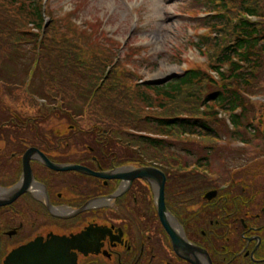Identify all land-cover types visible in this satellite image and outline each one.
Returning <instances> with one entry per match:
<instances>
[{"label":"flooded vegetation","instance_id":"obj_1","mask_svg":"<svg viewBox=\"0 0 264 264\" xmlns=\"http://www.w3.org/2000/svg\"><path fill=\"white\" fill-rule=\"evenodd\" d=\"M21 117L0 127V264H264V163L260 160L214 171L211 160L203 157L183 163V172L175 174L154 164L137 167L162 170L166 183L178 174L172 201L186 211L184 218H176L184 233L169 222L168 218L172 223L174 219L165 201L166 183L164 202L167 223L188 244L183 249L173 245L160 221L151 182L135 180L151 184L156 191L154 214L146 213L131 191L134 180H105L55 169L78 165L106 173L121 166L104 169L91 142L65 140L67 130H61L62 125H50L43 134L38 116ZM19 124L34 140L28 143L16 135L14 125ZM29 149L37 152L27 161L28 187L17 194L25 182L23 158Z\"/></svg>","mask_w":264,"mask_h":264},{"label":"rangeland","instance_id":"obj_2","mask_svg":"<svg viewBox=\"0 0 264 264\" xmlns=\"http://www.w3.org/2000/svg\"><path fill=\"white\" fill-rule=\"evenodd\" d=\"M30 1H35L36 5L40 6L42 12L40 30L34 26L38 24L37 20L32 24L27 19L26 12L28 13ZM252 1L255 3L260 0H219L230 8L229 16L233 19L240 17L241 5ZM210 7V4L205 5L202 0H0V13L6 14L5 19L10 24L4 27L3 35L0 33V41L6 42L8 37L6 31L12 28L13 37L10 38V43L15 42L17 45L11 50L5 48L0 52V127H4L6 121L10 119L19 116L32 118L35 115L39 117L38 122L40 121L43 134H47L49 129L47 127L50 125L59 127L62 125L61 130L62 128L67 130L65 140L80 141L75 144H83L87 140L93 147L92 140L96 139L93 127L103 126L102 121L107 117L104 110L107 108L110 112L114 110L118 115L122 114L121 110L124 107L128 110L133 108L136 113L133 115L135 120L138 119L136 116L140 118L158 116L164 111L189 117L191 113L200 114V103H195L194 96H189L193 93L192 88L185 87L181 90V95L175 96L174 100L164 98L163 101H159L160 94L156 95L147 90V94L157 97L152 103L154 106L152 108L144 105L138 97H132L133 99L128 102L124 96L118 95V91L123 93L128 91L129 94L135 95L137 91L135 83L154 84L168 77L178 76L188 69H200L216 78L214 72L209 69L210 65L215 64L220 49L229 44L232 37L227 36L226 32L221 31L215 35L211 31L208 26L210 25L208 17L213 16ZM202 36L209 37L207 43H201ZM35 41L43 44L38 53H45L47 45L48 48L52 47L49 50L53 53L55 50V53L62 51L67 54V64H71L70 69L73 72L69 73L71 80L79 78L78 70H73L72 65L76 67L86 65L87 68H91L88 72L91 77L89 83L85 78L82 80L81 89L80 85H77L80 91L84 92L86 86L97 88L102 81L103 87L101 91L96 92L91 104H85L79 95L78 98L74 96L70 98L64 94L69 98L67 101L70 109L72 108L71 111L61 113L60 110L56 115H49L46 110L41 113L42 108L45 109L43 106L45 102L29 96L27 93L29 85L36 92L39 88L46 102L52 101L55 106L59 105L54 100L61 101L64 105L66 99L60 100L58 97L59 91H64L63 87L56 82L53 83L50 78L41 77V69L49 65L41 60H38V65L34 64ZM37 67L39 68L36 69ZM83 69L81 74L85 71ZM207 87L209 86L205 88ZM72 88L73 94L75 92ZM110 89L111 91H108ZM252 100L258 111V121L256 120L252 130L254 136L245 133L248 139L246 145L230 139L222 132L221 139L185 136L181 143L174 146L181 154L180 157L174 156L180 158L178 162L171 160L169 153L165 154L164 158L169 162L167 167L169 172L182 173L183 163L190 164L203 157L211 160L210 165L214 171H219V168L225 169L226 166H239L244 164V161L250 163L253 160L255 162L260 160L259 162L264 163V158L261 157L264 155V85L261 94ZM158 102L164 105V111L157 107ZM48 105L51 106L50 103ZM60 114H64V117ZM219 117L223 118L224 114ZM23 127L24 124L16 127L14 125L16 128L14 131L16 135L21 134L25 138L24 141L29 143L34 139L30 138V132H25L28 129ZM97 146L100 150L99 155L104 154L101 149L108 147ZM236 157L238 158L236 162L228 161L229 158ZM149 164L157 166L156 160L146 165ZM137 167L128 164L121 166L120 169ZM177 176L178 174L168 177L165 201L173 212V214L170 212L172 220L174 219V223L181 229L183 225L176 221V218H184L186 211L183 208L178 209L172 201V195L175 193L172 187L177 183ZM77 180L78 183L83 181L79 178ZM137 183L134 180L131 191L139 198L141 207L147 208L146 213L154 214L156 191L151 184ZM181 231L184 233L183 229Z\"/></svg>","mask_w":264,"mask_h":264},{"label":"trees","instance_id":"obj_3","mask_svg":"<svg viewBox=\"0 0 264 264\" xmlns=\"http://www.w3.org/2000/svg\"><path fill=\"white\" fill-rule=\"evenodd\" d=\"M202 1L205 5L210 4L211 6L209 10L213 16L208 17L210 24L208 26L211 31L215 35L221 31L226 32L227 36L232 37L230 43L220 49L215 64L210 65L209 69L214 72L216 78L207 75L200 69H188L177 77H171L172 79L167 83L165 81L154 84L135 83L137 87L135 95L129 94L128 91L124 93L118 91V95L124 96L128 102L133 99L132 97H138L144 105L152 108L154 107L152 103L157 97L147 94V90L156 95L160 94L159 101H163L164 98L174 100L175 96L181 95V90L185 87L192 88L193 93H190L189 96H194L195 103H200V114L191 113L192 115L189 117L179 113L165 112L164 105L158 102L157 107L159 106L164 111L162 114L145 118L136 116L138 119L135 120L133 115L136 113L133 108L128 110L123 106L124 109L121 110L122 114L120 115L115 114L114 110L110 112L107 108L104 110L107 117L102 121L103 126L93 127V132L95 131L94 134H96L95 140L97 142L99 140L98 144L96 141L93 143V155L99 156L98 158L103 161L104 169L128 164L143 166L156 160L157 166L168 173L169 162H167V158H164L165 154L169 153L171 160L178 162L180 158L176 157H180L181 154L175 150L174 146L181 143L185 136L221 139L220 132H222L230 139L246 145L248 139L245 137V133L249 136L255 135L252 130H254L256 120L258 121V111L252 99L261 94L264 85V0L241 5L239 11L241 15L237 19L229 16L230 8L226 4L220 3L219 0ZM26 14L30 23L33 24L34 20H37L38 24H34V26L40 30L42 12L35 1L29 2ZM5 18L7 19L6 14L0 13V33L2 35L4 27L10 25ZM6 32L8 37L6 42L0 41V52H3L5 48L11 50L17 46L15 42L10 43V38L13 37L12 28H8ZM208 38L202 36L201 43H207ZM34 45L36 56L34 64L38 65V60H41L49 65L47 68L41 69V77L43 79L50 78L53 83L56 82L63 87L65 92L60 90L58 97L60 100L66 99L64 105L61 101L54 100L55 103L58 102L59 106H55L52 101L49 102L51 105L49 106L45 96L41 94L42 91L38 88V92H36L29 85L27 92L29 96L42 99L45 102V105L43 104L45 109L42 108L41 113L46 110L49 115H56L60 110H62L61 113L71 111L72 108L70 109L67 101L69 98L65 95L76 98L79 95L85 104H91L92 99L96 97V92L101 91L103 87L101 81L97 88H90L88 85L89 88L86 86L83 89L84 92L80 91L83 79H88L89 83L91 77L88 72L91 71V68H87L86 65L80 67L72 65L73 70H78L79 78L71 80L69 73L73 72L70 69L72 68L71 64H67L66 53L62 51L55 53L54 50V54L52 50H49L52 47L48 48L47 45L45 53H38L43 44L35 41ZM81 69L85 70L83 74H81ZM77 85H80V89ZM206 86L210 88H205ZM71 88L75 93H71ZM221 114H224L223 118L219 117ZM60 115L64 117V114ZM68 117H70V113ZM97 145H100L101 148L108 146L104 150L101 149L104 154L99 155L100 150ZM122 151L124 153H121ZM179 177L182 179V176ZM181 183L183 184V180ZM183 198L185 199L184 196Z\"/></svg>","mask_w":264,"mask_h":264},{"label":"water","instance_id":"obj_4","mask_svg":"<svg viewBox=\"0 0 264 264\" xmlns=\"http://www.w3.org/2000/svg\"><path fill=\"white\" fill-rule=\"evenodd\" d=\"M172 77H177V76H172ZM169 78L171 77H168L164 81H167ZM32 152L36 153L37 151H35L34 149H29V151L26 152L23 158L24 159L23 163L25 164V167H24L25 182L22 184V187L17 192V194L25 190L28 187L27 185L29 182L30 175H29V166L27 164V161L32 155ZM41 157L47 165H50V163H48L47 159L44 156H41ZM54 168L60 171H74L75 170L79 173H83V174L86 173L88 175L99 177L105 180L120 179L122 181L131 183L133 180L142 179V180L148 181L149 183L151 182L155 186V189L157 191V199H156L157 213L159 214L160 221L161 223L164 224L167 230V233L170 234L173 245H175V247L177 246L183 249L188 245L183 242V240L179 237V235L176 234L175 231L171 229L169 223H167V220H166L167 212H166L165 202H164V192H165L164 186H165L166 180H165V175L162 170L156 169L153 166H149V167H139V168H128L127 171H120L121 169H117L116 171L101 173V172H91L87 168L85 167L83 168L78 165H63L61 167H54Z\"/></svg>","mask_w":264,"mask_h":264},{"label":"bare ground","instance_id":"obj_5","mask_svg":"<svg viewBox=\"0 0 264 264\" xmlns=\"http://www.w3.org/2000/svg\"><path fill=\"white\" fill-rule=\"evenodd\" d=\"M123 171H124V170H123ZM168 219H169V222L171 223V225L173 226V228H174V227L176 228L175 223H172L170 218H168Z\"/></svg>","mask_w":264,"mask_h":264}]
</instances>
